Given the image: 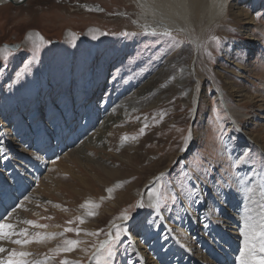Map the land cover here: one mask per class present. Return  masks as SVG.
Returning a JSON list of instances; mask_svg holds the SVG:
<instances>
[{"label":"rangeland","instance_id":"1","mask_svg":"<svg viewBox=\"0 0 264 264\" xmlns=\"http://www.w3.org/2000/svg\"><path fill=\"white\" fill-rule=\"evenodd\" d=\"M160 1L165 4L168 0ZM236 1L233 10L218 19L201 42L207 44L212 59L198 49L193 75L202 80V86L198 90L196 84L193 90L203 91L204 96L195 107L190 90L175 87L181 76L179 66L169 63L170 68L160 71L169 59H190L189 35L174 31L176 40H171L140 30L133 24L138 9L132 0L0 4V47L23 44L8 61L0 60V192L10 191L11 184L26 189L13 205L3 209L0 218L14 225L16 232L27 228L29 237L63 233L26 246L14 244L11 250L31 253L26 257L29 261L93 264V248L107 236L110 223L120 221L127 211L132 219L121 222L127 232L115 246L112 264H142L138 245L143 244L144 250L171 247L168 228L180 227V237L188 239L184 231L191 223L188 207H193L199 233L193 230L190 241L209 248L205 254L209 264H239L243 201L233 200L237 169L231 167V161L247 152L252 160L239 169L240 174L264 172V147H257L247 135L254 130L257 136H264V0ZM237 6L255 16L246 25L247 32L234 18ZM195 19L196 23L209 21L207 16L208 21ZM29 30H37L49 41L35 59L31 43H25ZM66 31L72 32L69 38ZM213 35L221 40L218 48L210 41ZM14 39L18 42L11 43ZM155 74L164 76L158 84L169 85L162 101L132 105L128 116L105 129L102 123L111 112L118 109V117L122 116L118 102ZM230 82L242 93L235 100L227 88ZM58 124V131L52 132ZM218 127L224 130L222 138ZM189 132L191 139L185 143ZM78 133L88 141L79 145L81 152L65 155L67 141ZM102 135L104 139L108 136V147L95 144ZM124 136L137 139L121 146ZM32 139L38 149L31 147ZM172 166L159 181L164 197L159 209L147 202H143L144 208L135 207L146 184ZM23 171L26 176L20 174ZM109 188L114 189L111 196ZM31 192L43 197L37 208L23 200ZM89 201L99 204L94 216L82 207ZM77 218L85 222L81 224ZM229 220L232 223L227 227ZM25 221L47 227H31ZM66 228L80 232H65ZM89 232L99 235H86ZM65 240L83 243L72 251L57 253L56 249L65 247ZM181 264L194 263L184 260Z\"/></svg>","mask_w":264,"mask_h":264},{"label":"bare ground","instance_id":"2","mask_svg":"<svg viewBox=\"0 0 264 264\" xmlns=\"http://www.w3.org/2000/svg\"><path fill=\"white\" fill-rule=\"evenodd\" d=\"M16 1H22V0H16ZM9 2H11V1L0 0V4L9 3ZM236 2H237L236 0H191V2H188V0H168L164 4L163 1L161 2L160 0H132V3L135 5L136 9H138V14H136V18L133 20V24L138 26L140 28V30H142L146 33H151V32L146 30L145 25L155 27V28H157V34H159V32L162 31V29L159 27V25L163 24V25H166L173 32L176 31V32L180 33V35H183V34L189 35L190 41H194L196 44H201V42L204 41L205 33L207 32V30L211 29L214 26V24H216L215 22L218 21V19L222 18L224 15H227L230 12L231 7H233ZM232 10H233V8H232ZM205 16H207L209 21L207 19H205ZM195 17L202 19V21L204 20V21H208V22L206 24L196 23ZM234 18L240 23L239 25H240L241 29H243L247 32L248 28L246 27V25L248 26L251 22H253L255 19V16L252 13L246 11L242 6H237L235 9ZM196 28H197V30H196ZM37 32H38L37 30H29L26 33L25 43H27V42L31 43L28 40V36L32 35L34 33H37ZM71 35H72L71 31H66V37L67 38H69ZM197 52H198V48H196L195 45L192 44V53H191V57L189 60L184 59V57L172 58L166 62V64L164 65V68L160 69V71H165L164 69L166 67H169V65H170L169 63H174V64L179 66V71L181 73V76H178L177 84L175 87H177V88L178 87H180V88L184 87L185 90H186V88L190 90L191 95H193L194 107H195L196 103L198 102V100H200V98L204 96L203 91H202V93H199V92L197 93L196 89L193 90L196 84L199 85L198 90L200 89V86H202V80L196 79L194 77L195 74L193 75V71L196 70V66H197V62H198L197 59H198L199 54L197 55ZM164 75H165V77L163 75L159 77V74L158 75L155 74V76H153L151 80L140 85L137 90H134L133 93L129 96V98H127V99L125 98L126 100L124 99V101L120 100L118 102V105H119V109H121L120 111L122 113V116L118 117L119 116V115H117L118 109H116L114 111V113L111 112L110 115L107 113L109 116L107 117L106 120L104 119L105 117L103 116L104 118H103L102 122H104V120H105V123H102L103 127L105 129H108V128L113 126L112 124L116 125L118 122H120L121 118L123 119L125 116H128L131 113L132 105L139 106V107H140V105H142V106L147 105V104L152 105L156 101H159V100H161V98L165 97L166 94L168 93V92L166 93V91H165L167 89L168 84L167 85L166 84H163V85L158 84L159 82H161V79L163 77L166 78L168 76V74H166V73H164ZM227 88L229 89V92L233 95L232 99L235 100L237 97L239 98V96H242V93H239V90L237 89V86L234 84V82H230L229 85L227 86ZM169 91H170V89H169ZM187 94H189V93H187ZM238 102H239V99H238ZM155 105H156V103H155ZM135 109H137V107ZM237 116H239L238 119H240L241 116L240 115H237ZM234 123H235V121H234ZM58 126H59V124L56 125V127H54L53 129H51V131L53 132L55 129L57 130ZM247 132H249V131H247ZM253 132H254V130H250V132L247 134V135L250 134V136H248V138L252 142H254L257 147L263 148L264 147V145H263L264 136H262V135L257 136ZM106 136L107 135H105L106 139H104L103 138L104 136L102 135L101 139H98L96 141V143L95 142L94 143L98 147L104 146V145L106 147H108L109 146V143L107 140L108 136L107 137ZM57 137H58V135H57ZM84 140L85 141L87 140V137H84V135H82L80 133L74 134L70 138V140L67 141V142H69L66 146V147H68V150L64 154L71 156V154L74 155L77 152H81L82 147L79 148V145L82 142H84ZM128 142L129 141L123 142L125 144H122L121 146H127L129 144ZM35 143H37V141L34 142V140L32 139L31 147L34 146L35 149H38L37 145ZM263 151H264V148H263ZM83 152H84V150H83ZM85 154H84V156H85ZM35 156L37 157L38 153H36ZM7 169H9V168H6V170ZM25 169L27 171V168H25ZM20 174H22V176H26L25 171H23ZM241 174L242 175H248L253 180V182L259 180V178L257 176H254V173H252V172L247 171V172H242ZM4 176H7V175L4 174ZM154 179H155V177L153 179H151L146 184L145 190L140 193L141 200L143 202H147V204L154 203L153 202L154 199L149 196V192L154 187L159 188V182L154 181ZM11 186L12 187H11L10 191H7V188H6V189H2V190H4V192H0V216L2 215L1 213H2L3 209H4V211L7 210L8 206L10 207L11 205L14 204L15 201H17L20 194H22V195L25 194V192H24V190H26L25 188L18 189L17 186L15 187V185H13V184H11ZM13 189L16 190V193H14V194L12 193ZM42 198L43 197H41L40 193L31 192L30 194L29 193L26 194V197L23 200L29 202L30 206H34L35 208H37V206L41 205L40 200ZM240 199H242V196L237 191L236 198L234 197L233 200L234 201H237V200L240 201ZM24 201H22V202H24ZM200 204H204V201L201 200ZM188 209H189L188 212L190 213V217H191V223H189V225L187 226V228L184 231L185 234L187 235L188 239L186 240V239H182L183 237H180V235H181L180 227H177L175 229L168 228L166 231L168 233L167 234V241L169 243H171V244H168V245H172L171 247L170 246H168V247L163 246L162 248H161V246L155 247V248L150 247V248L144 250V249H141L143 244L138 245V252L140 254V261L142 264H181V262L184 260L185 261L192 260L194 264H197V262H198V264H209L210 261L205 256V254L209 251V248L207 246L201 248L200 245H195L190 241L191 238H189L190 237L189 234L193 230H196L195 233H199V232L197 230L198 228H196V225H195L197 222V211H195V209H193V207H188ZM16 210L18 211V209H16ZM13 212H16V211L13 210ZM19 212H21V211L19 210ZM165 216L167 217V215H165ZM235 216L236 215L233 214V216H230V219L234 220ZM166 217H165V219H166ZM19 220H20V218H19ZM231 220H229L226 223L227 227H230V224L232 223ZM122 221L123 220L112 221L110 223L108 233L109 232L114 233L115 229H114L113 225H121ZM3 222H4V219H3ZM10 223H11V221H10ZM23 223H25V222H23ZM166 228H167V226H166ZM30 231H32V229H30ZM181 231H183V230H181ZM129 237L134 238V236L132 234ZM107 238H108V236H105L104 238H102L100 240V242L104 241ZM224 241H228L227 238L226 239L224 238ZM100 242L98 243V245L100 244ZM217 244L219 247L224 248L223 243H220L219 241H217ZM2 245H4L3 247L5 249H7L8 251H6L4 253H0V256L6 257L8 255V252L14 246V244L11 243L9 240H3V241H0V246H2ZM33 247H35V246H33ZM38 247H39V245H38ZM96 247L93 248V250H92L93 253L96 251ZM167 249H169V251H167ZM29 252H30V250H29ZM93 253H92V256H93ZM91 261H93L92 258H91Z\"/></svg>","mask_w":264,"mask_h":264},{"label":"snow or ice","instance_id":"3","mask_svg":"<svg viewBox=\"0 0 264 264\" xmlns=\"http://www.w3.org/2000/svg\"><path fill=\"white\" fill-rule=\"evenodd\" d=\"M223 10V9H222ZM159 27L162 31L159 32V35L168 37L171 40H176V37L173 34V31L170 30L166 25L160 24ZM147 31H150L152 34H157V28L145 25ZM28 40L32 45V54L33 59H35L36 54H38L48 43L40 33H34L28 36ZM210 41L218 48L220 46L221 40L219 37L213 35L210 37ZM177 45L181 42L176 41ZM190 44H194L196 48H202L204 52L208 55L209 59H212V53L208 52L207 44H196L194 41H189ZM18 50L13 46L5 45L0 47V60L8 61L14 54L15 51ZM145 127H148L146 124ZM144 129H141V134H143ZM223 128L218 127V132H220L221 138L223 137ZM129 139H137V137H122V143L128 141ZM191 133L189 132L188 137L185 138V143L190 141ZM252 158L249 156L247 152L235 157L231 161V167L237 169V171L233 174L236 180V190L242 196V210H241V228H240V236L242 237V250L240 251V255L238 257L239 264H264V172L262 173H254V176H259V180L253 182V180L248 175H241L239 169L244 167L245 165L251 163ZM163 179V174L161 177L157 178V182ZM122 185H117L120 187ZM231 187V185H229ZM108 193L111 196V193L114 189L109 188ZM149 196L155 200V203H150L149 206L159 209L161 203L163 202L164 197L161 195L160 190L158 188H153L149 192ZM175 199V197H173ZM82 207L89 209L88 215L94 216L96 213L93 211L95 208L99 207V204H95L91 201L82 205ZM137 208H144L145 204L143 201L137 202L135 205ZM79 222L83 224L85 220L83 218H77ZM119 219L128 221L132 219V217L125 211ZM25 223L43 228L47 227L46 225H40L35 221H25ZM71 223V221L69 222ZM115 232H109L107 234L108 238L104 241L100 242V244L96 247V251L93 253L92 259L93 264H112L115 246L121 238L123 233L127 232L126 227H122L120 225H113ZM15 226L6 222H3V218H0V241L9 240L11 243L21 246H26L32 242H43L47 239H54L56 235H63V233H35L34 237H29L28 229L25 228L19 232L14 231ZM75 231L79 234L80 229L66 228L65 232ZM86 235L96 236L99 235L97 232H89ZM13 236L16 237H24L23 239L17 238L12 239ZM83 243L80 240H65V247L58 248L55 251L57 253L61 251H72L76 246ZM8 251L4 247L0 246V253H4ZM31 255V253L16 251L12 249L8 252L7 257L0 259V264H48L47 260H36L29 261L26 259L27 256ZM62 264H77V262L71 261H63Z\"/></svg>","mask_w":264,"mask_h":264},{"label":"water","instance_id":"4","mask_svg":"<svg viewBox=\"0 0 264 264\" xmlns=\"http://www.w3.org/2000/svg\"><path fill=\"white\" fill-rule=\"evenodd\" d=\"M9 1L13 2L15 5H20V4L25 3L27 0H22V1L9 0ZM5 45L13 46L14 48H17V47H18V49H19L20 46H21V44H15V45H14V44H5ZM173 168H174V167L172 166V167L168 168L167 170H165L164 172L159 173V174L155 177L154 181H157V178H158V177H161L162 174L164 175L166 172H170V171H172Z\"/></svg>","mask_w":264,"mask_h":264},{"label":"flooded vegetation","instance_id":"5","mask_svg":"<svg viewBox=\"0 0 264 264\" xmlns=\"http://www.w3.org/2000/svg\"><path fill=\"white\" fill-rule=\"evenodd\" d=\"M16 42H18V40L14 39L11 43H16ZM16 44H18V43H16Z\"/></svg>","mask_w":264,"mask_h":264}]
</instances>
